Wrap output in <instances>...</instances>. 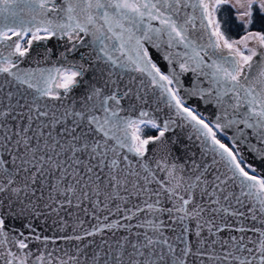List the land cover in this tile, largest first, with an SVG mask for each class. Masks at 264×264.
I'll list each match as a JSON object with an SVG mask.
<instances>
[{
  "label": "snow or ice",
  "instance_id": "6c2138e0",
  "mask_svg": "<svg viewBox=\"0 0 264 264\" xmlns=\"http://www.w3.org/2000/svg\"><path fill=\"white\" fill-rule=\"evenodd\" d=\"M0 5V13H9L12 19V26L0 25V74H6L10 78L6 82L14 81L26 93L23 104L18 101L16 106L9 103L0 108V193L9 194V209L19 202L18 214L23 215L44 200L43 207L58 214L65 205L81 208L85 202L100 210L101 196L105 209L114 200L127 204L136 197L139 203L132 208L118 204L115 211H123L124 221L143 216L135 225L118 220L100 222L97 216L98 224L83 235L44 236L45 249L32 264H189L190 259L193 264H264V179L246 170L255 172L243 154L242 146L248 144L243 129L237 128L233 136L225 131L238 124L253 129L262 146L248 144V152L264 164V32L248 31L238 40H229L216 18L223 8L231 7L247 29L254 22V10L264 17V0H63L61 4L54 0H0ZM189 7L200 13V31L197 17L182 13ZM152 20H159L161 27H153ZM81 32L92 36L96 61H104L111 70L103 87L89 86L79 109L75 101L58 109L50 101H62L70 94L86 71L84 65L20 69V58L28 54L34 41L57 35L79 41ZM24 34L31 35L29 47L20 43ZM162 35L167 36L169 49L183 48L163 55L167 71L154 62L143 43L148 41L159 49L154 40ZM249 41H255L254 46L249 47ZM74 50L75 44L67 49ZM113 52L120 56L114 57ZM131 72L140 77L131 76L121 95L112 77ZM189 72L196 79L186 83L181 76ZM100 74L104 75L103 68ZM201 77L207 87L201 86ZM144 78L166 97L169 109H175L191 126L205 149L203 154L212 152L213 164L222 163L226 173L209 179L210 166L201 167L195 160L191 168L168 165L167 158L157 160L155 169L151 167L145 157L147 146L161 142L175 121L165 120L161 127L147 111L141 110L136 119L121 115L123 98L143 100L140 93L147 90ZM109 83L116 85L115 90L108 91ZM12 96L7 93L9 102ZM190 98L214 103L222 113L215 120H206L196 108L187 106L185 101ZM15 107L20 111L12 115ZM9 118L16 123L8 124ZM148 127L159 129V135L141 138V129ZM129 129L133 130L131 142ZM218 133L224 134L231 146L217 138ZM125 148L141 158L140 171L122 155ZM156 170L166 173L165 178L157 179ZM153 183L158 187H150ZM237 187L239 195L230 190ZM249 202L251 206L242 210ZM3 206L0 201V208ZM84 211L88 214L87 208ZM14 214L0 211V259L6 257L4 264H29L34 255L25 242L29 237L20 232L23 239L13 236L9 240L6 231L5 217ZM134 228L141 231L133 232ZM105 229H126L129 235L115 245L102 241L91 257L82 258L81 247L75 249V255L64 251L62 257L53 255L59 249L46 250L50 239L52 243L56 239L83 241ZM32 239L40 241L41 236ZM13 246L17 251H12Z\"/></svg>",
  "mask_w": 264,
  "mask_h": 264
},
{
  "label": "water",
  "instance_id": "95a60500",
  "mask_svg": "<svg viewBox=\"0 0 264 264\" xmlns=\"http://www.w3.org/2000/svg\"><path fill=\"white\" fill-rule=\"evenodd\" d=\"M55 3L61 4L63 0H54ZM2 7V5H0ZM190 13L193 14L196 18L195 23L197 25V30L200 31L199 25L200 20L199 11L193 12L191 7L187 9H183L182 13ZM4 16H9V13H0V25L8 24L12 26V19L9 16V19H4ZM145 21L147 22V17H145ZM207 24V20L204 21ZM151 24L153 27L159 28L161 27L159 20H152ZM41 36L44 35L43 32L39 33ZM80 36L83 37L82 40H71L69 41L67 36H54L50 37L47 40H39L34 41L33 44L29 47L28 43L25 47H29L28 54L20 58V63L18 67L20 69H29V68H51V67H61L66 68L69 67L70 64H83L86 71L83 76L78 78L79 83L73 88L70 94L65 97L62 101H50V103L54 104L58 109L61 107H69L73 104V101L76 102V107L79 109L80 104L82 102V98L87 94L89 90V86L95 84L96 86L103 87L105 81L107 80V72L111 70L110 67H105L104 61H96L95 52L93 51L92 45V36L85 35L84 33H80ZM27 38L31 39L30 34H24V38L20 41L22 42ZM15 39V37L13 38ZM167 36L162 35L159 38L154 40V43L160 44V48H156L153 46V43H149L148 41H144V47L149 50L150 56L153 58L154 62L158 63V66L162 67L163 71H167V61L162 59L163 55L166 52H176L183 51L182 47H177L173 49H169L167 45ZM205 42H207V37H205ZM75 44V50L72 52H68L67 49L72 48ZM64 52L65 56L61 57L60 53ZM7 53L5 52V55ZM114 57H119V52L112 53ZM83 57V58H82ZM207 59V58H206ZM210 62V61H209ZM104 69V75L101 76L100 69ZM176 70L179 71L178 66H176ZM259 72V68L254 71V75ZM131 76L140 77L139 73L131 72L123 77L118 74L113 75L112 79L119 84L121 89V95L125 88V85L128 83ZM145 79L146 91H142L140 95L143 97L142 101H138L135 97H126L122 99L121 107L122 112L121 115L125 117H131L136 119L139 116L141 110L147 111L151 118H154L156 122L163 127V123L165 120H173L174 124L169 125V129L165 132V136L162 138L161 142H152L147 146V152L145 157L147 162L151 165L153 169L156 168V161H163L167 158L168 165L172 163L177 164H185L188 168H191L193 160L201 167L205 164L210 166V171L207 173L208 178L211 179L213 175L226 173V169L224 168L222 163L213 164L214 154L212 152H208L207 155H204L205 149H202L201 143L196 138V134L191 128V126L186 123L183 119L178 117L175 114V109H169L166 103V97L160 96V90L153 88L148 82L147 78ZM196 77L193 73H185L182 74L181 80L186 83H191L195 80ZM203 83L202 87H207V81L200 78ZM10 80L6 74H0V108L6 107L9 103L11 105L16 106L19 101L20 104L24 103V99L22 98L26 95L24 89H21L19 85H17L14 81L11 83L6 82ZM139 80H137V83ZM57 83V81L53 82V87ZM116 85L109 83L108 91L115 90ZM26 88V86H25ZM30 91V90H28ZM61 93L62 89H58ZM12 92L13 96L11 101L7 99V93ZM30 98V97H29ZM227 102L230 104L232 101L230 98H226ZM186 104L189 107H194L197 109L198 113L201 114L206 120H215L217 115L222 113L221 108H219L216 104H206L202 100H198V98H190L186 99ZM20 109L15 107V110L12 112V115H16ZM244 109H241L243 112ZM231 108H229V115L231 116ZM237 118H242L241 116H237ZM147 119V118H146ZM6 122L10 125H14L16 121L11 120L10 118L6 120ZM23 123V121L21 122ZM60 126H57L59 129ZM241 128L244 132V138L248 142V144H255L257 147H261L262 145L259 142L258 137L254 134L253 129L244 128L243 124H238L233 126L232 128L226 129L227 136H233L236 134V129ZM132 129H129V140L131 142ZM224 140L223 143L231 146V141H229L224 134L218 133ZM159 135V129L149 136ZM148 136L144 137L147 138ZM142 138V137H141ZM218 138V137H217ZM248 144L242 146L243 154L246 157V162L251 163L255 169L253 172L251 169H247L249 171V175H257L258 178L264 179V164H261L258 160H254V154H250L248 152ZM122 155H127L129 160L132 161L134 165L137 166L136 170L140 171L138 164L141 158L135 156L134 153H130L127 149L121 150ZM5 158L6 157V154ZM217 161H219V157H215ZM141 175H144L142 172ZM155 175L157 179H164L166 173H162L158 170L155 171ZM184 176L188 175V172L185 171L183 173ZM230 175V174H229ZM143 183V181H141ZM38 187V186H37ZM153 189L158 186L153 183L150 185ZM234 191L237 195H239L240 189L233 188L230 189ZM124 195L125 193H121ZM8 193H0V201L4 202L3 208H0L2 212H13L14 215H8L5 217L6 219V231L9 233V240L13 236H17L20 239L23 237L19 236L20 232L24 233V236L29 237L25 242L29 244V250H31L34 255L29 260V264H32V260L35 259V256L40 254V250L45 249V243L43 241L44 236H48L50 238L63 237V236H73V235H83V232L87 230H91L94 225L98 224L96 217L100 218V222L111 223L113 220H118L121 223H131L135 225L139 222V220L143 219V216H138L134 218L132 221H124L121 217L124 215L123 211L116 212V206L118 204L122 205V208H132L133 205L139 203V200L136 197H132L128 200L127 204H122L119 200H114L109 204L107 209L103 206V196L100 197V210L93 209L91 203L85 202V204L81 208L71 207L69 208L67 205L59 211V213L50 212V210L45 209L43 207L44 200H41L39 204L34 208L33 211L29 212L27 209L23 215H19V209L21 205L19 202H16L11 209L8 207ZM23 196V193L21 194ZM40 195V192L37 191V196ZM47 193L45 192V198ZM142 199V198H141ZM163 199V197H162ZM27 203V201H25ZM165 206L171 207L170 203H166ZM251 206V202L245 204L242 210H247L248 207ZM55 207V205H54ZM239 207V206H237ZM88 209V214L85 213L84 209ZM39 213V215H37ZM111 213V214H110ZM107 216L108 220L104 221V217ZM167 219V217H164ZM81 221L83 223L81 224ZM31 225V228L25 227V225ZM62 229V230H61ZM73 229H76L74 232ZM133 232L141 231L139 229H133ZM39 234L41 236L40 241H36L32 239L35 235ZM171 235V233H168ZM129 233L126 229H105L102 234H97L91 237H85L83 241L70 240L66 241L63 239H56L55 243H52L50 239L47 242V251H53V249H59V251L53 252L55 257H62L63 252L67 251L69 255H75V249L77 247H81L83 249L81 253V257H91L92 254L100 250V246L102 241H107L108 244L115 245L116 241H119L122 237L128 236ZM131 239H135L134 236ZM107 250V246L105 249ZM12 251H17L16 247H12ZM66 259V257H63ZM6 259V257H4ZM4 259H0V264H4ZM87 264V262H85ZM189 264H193V261L190 259ZM198 264V262H195Z\"/></svg>",
  "mask_w": 264,
  "mask_h": 264
},
{
  "label": "flooded vegetation",
  "instance_id": "af4514ba",
  "mask_svg": "<svg viewBox=\"0 0 264 264\" xmlns=\"http://www.w3.org/2000/svg\"><path fill=\"white\" fill-rule=\"evenodd\" d=\"M230 10V14L228 13V16H226L223 20L222 26L225 31V35L232 40V36L230 35V32H236L239 34V36H243L246 34V32H264V17H262L258 11V9L254 10V22L252 25H250L247 29L244 28L243 24L236 19L237 10L233 9L231 7L228 8L226 12ZM255 41H249V47L254 46ZM241 51H244L245 54H248L247 50L239 46Z\"/></svg>",
  "mask_w": 264,
  "mask_h": 264
},
{
  "label": "trees",
  "instance_id": "16d2710c",
  "mask_svg": "<svg viewBox=\"0 0 264 264\" xmlns=\"http://www.w3.org/2000/svg\"><path fill=\"white\" fill-rule=\"evenodd\" d=\"M229 7H225L223 8L221 11H219L216 14V18L219 19L221 21V23H223V20L226 16H228V13L230 14V10L228 12H226L228 10ZM222 30L224 31V28L222 26ZM225 32V31H224ZM228 38V37H227ZM230 39V38H228ZM156 131V129H153L151 127L148 128H142L141 132L139 133L141 137L147 136V135H151L154 134ZM219 136V135H218ZM221 138V136H219ZM222 139V138H221Z\"/></svg>",
  "mask_w": 264,
  "mask_h": 264
},
{
  "label": "rangeland",
  "instance_id": "374dc122",
  "mask_svg": "<svg viewBox=\"0 0 264 264\" xmlns=\"http://www.w3.org/2000/svg\"><path fill=\"white\" fill-rule=\"evenodd\" d=\"M230 35L232 36L231 37L232 40H238L240 38L239 34H237L236 32H233V31H232V33L230 32ZM229 40H231V39H229ZM239 46L241 47V45H237L236 47H239Z\"/></svg>",
  "mask_w": 264,
  "mask_h": 264
}]
</instances>
